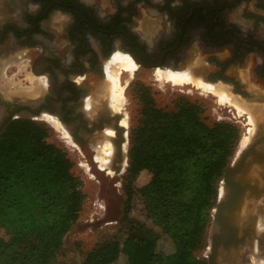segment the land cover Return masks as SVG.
Wrapping results in <instances>:
<instances>
[{
    "label": "flooded vegetation",
    "instance_id": "af4514ba",
    "mask_svg": "<svg viewBox=\"0 0 264 264\" xmlns=\"http://www.w3.org/2000/svg\"><path fill=\"white\" fill-rule=\"evenodd\" d=\"M117 52L155 72L200 61L205 82L263 105L264 0H0V134L45 119L91 172H122L129 133L105 73Z\"/></svg>",
    "mask_w": 264,
    "mask_h": 264
},
{
    "label": "trees",
    "instance_id": "16d2710c",
    "mask_svg": "<svg viewBox=\"0 0 264 264\" xmlns=\"http://www.w3.org/2000/svg\"><path fill=\"white\" fill-rule=\"evenodd\" d=\"M129 128L125 185L141 170L152 175L142 197L162 209L144 227L126 220L108 240L88 250L80 264H207L196 252L206 232L224 169L235 155L240 128L207 122L200 101L177 94L172 107L157 106L147 86ZM50 128L30 119L11 120L0 134V264H52L65 233L76 222L84 193L64 149L47 138ZM160 235L173 250L157 248Z\"/></svg>",
    "mask_w": 264,
    "mask_h": 264
},
{
    "label": "rangeland",
    "instance_id": "374dc122",
    "mask_svg": "<svg viewBox=\"0 0 264 264\" xmlns=\"http://www.w3.org/2000/svg\"><path fill=\"white\" fill-rule=\"evenodd\" d=\"M158 70L160 69H157L155 72V70L137 67L131 76L127 72L121 74L120 84L123 87V105H121V111L127 119V133H129L128 130L130 126L134 124L139 117L141 101L138 88L141 85L149 88L157 106H167L170 108L172 107V99L177 94H181L191 101L198 100L201 102L205 110L203 116L206 118L207 122L229 121L237 124L241 130L240 140L242 136L250 132L248 129V127H250L249 113L246 110H240V112L229 105V103L221 100L219 101V98L213 93L202 90L192 84L174 85L168 80L158 79ZM17 77L21 76L18 75ZM16 80L18 81L17 78ZM17 84H20V82L18 81ZM217 85L224 84L218 83ZM30 120L43 123L50 128L51 131L47 140L62 147L67 153V156L73 163V174L80 181V189L85 195L79 216L76 222L65 233L63 243L52 264H80L88 250L113 237V235L122 228L126 220H131L144 227L148 226L154 228L152 220L157 218L163 205L156 201H149V207H147V202L142 197V193H146L147 195L146 185L152 175L149 169H142L138 177L133 181L131 189H129L125 185L124 180L127 165L123 167L120 173H114L113 171H110L108 174L103 172H91L84 158L70 145L67 134L62 129L57 125L52 126L51 122H47L45 119L30 118ZM240 140L236 152L240 149ZM125 145L126 148L124 147V149L127 154L128 143L126 142ZM79 162H81L82 165L79 166ZM260 210L261 208L258 209L257 207L252 210L253 213L258 212V221H260L259 218H261L259 216H262V211L261 214H259ZM257 229L258 232L264 230L262 227L260 229L258 224ZM0 234L3 235V229H0ZM207 244L208 241L206 239L205 248L196 252V254L203 259H206L205 251L207 249ZM157 248L166 253L173 250L170 240L164 235L159 236ZM260 252H257L259 258L256 256L257 258L255 259L253 258L252 251L247 250L244 263L264 264V251L262 252L260 249ZM113 264H127L126 257L121 255Z\"/></svg>",
    "mask_w": 264,
    "mask_h": 264
},
{
    "label": "water",
    "instance_id": "95a60500",
    "mask_svg": "<svg viewBox=\"0 0 264 264\" xmlns=\"http://www.w3.org/2000/svg\"><path fill=\"white\" fill-rule=\"evenodd\" d=\"M261 102L264 107V98ZM258 115L261 118L250 141L235 153L219 182L222 192L218 191L206 235L207 264H244L245 253L253 249L254 240L264 251V230H257V213H244L249 200L264 195V113Z\"/></svg>",
    "mask_w": 264,
    "mask_h": 264
},
{
    "label": "bare ground",
    "instance_id": "6f19581e",
    "mask_svg": "<svg viewBox=\"0 0 264 264\" xmlns=\"http://www.w3.org/2000/svg\"><path fill=\"white\" fill-rule=\"evenodd\" d=\"M112 56L113 57H111V59L108 62H106V64H105V70H106L105 73H106V77H107L106 89L109 92L111 100L113 101L112 102L113 108H114L113 110H120L122 108L121 105H123L122 104V102H123V94H122L123 87L120 84L121 74L123 72H127L131 76L133 74V72L136 70L137 65L130 58V56H128L127 54L116 53V54H113ZM202 68H203V66L201 67L200 61H199V64L197 63V65L196 64H195V66L193 65L192 69L188 70V71H191L192 73H188V71H184V70L183 71L182 70L181 71L180 70H172V69L158 70L157 71V78L168 80L174 85L175 84H182V85L183 84H192L198 88H201L202 90H207V91L213 93L214 95H216L219 98V101L221 100L223 102L229 103V105L236 108L238 111L246 110L249 113L250 127H248V129L250 130V132H248L247 135L242 136V138L240 140V149H239V150H241L250 141L251 136L255 130L254 128H255L256 124H258L257 122H259L258 119L261 118V117H259L258 114L264 113V107H262V104H256V103H251V102L246 103L244 100H242L238 96L234 95L231 92L230 87H228V86L217 85V84L205 82L202 79V76H203V73L201 71V70H203ZM121 125L123 127L127 126V119L125 116L121 120ZM106 145L109 146L108 143H106ZM218 190L220 193L222 192L221 184L219 185ZM256 207L258 209L261 208V210L259 211L260 212L259 214H261V211H262V216L261 215L259 216L261 218H259L260 221H258V227L260 226V229H261V227L264 228V195L262 197H260V199L249 200V202L244 206V213L245 212L253 213L252 210H253V208H256ZM257 216H258V214H257ZM251 251L253 253V258L256 259L258 257L257 252H260V248L258 247L256 240H254V246H253V249H251ZM245 255H246V253H245ZM251 256H252V254H251Z\"/></svg>",
    "mask_w": 264,
    "mask_h": 264
},
{
    "label": "crops",
    "instance_id": "0c3cea01",
    "mask_svg": "<svg viewBox=\"0 0 264 264\" xmlns=\"http://www.w3.org/2000/svg\"><path fill=\"white\" fill-rule=\"evenodd\" d=\"M1 229V228H0ZM0 235H2V234H0Z\"/></svg>",
    "mask_w": 264,
    "mask_h": 264
}]
</instances>
